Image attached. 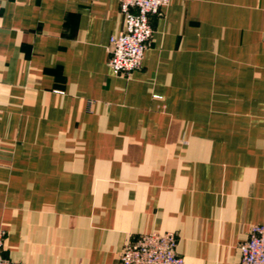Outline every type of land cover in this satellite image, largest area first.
I'll list each match as a JSON object with an SVG mask.
<instances>
[{"label":"crops","instance_id":"1","mask_svg":"<svg viewBox=\"0 0 264 264\" xmlns=\"http://www.w3.org/2000/svg\"><path fill=\"white\" fill-rule=\"evenodd\" d=\"M115 76L117 0H0L2 255L120 264L171 231L184 264H237L264 224V0H171Z\"/></svg>","mask_w":264,"mask_h":264},{"label":"built area","instance_id":"2","mask_svg":"<svg viewBox=\"0 0 264 264\" xmlns=\"http://www.w3.org/2000/svg\"><path fill=\"white\" fill-rule=\"evenodd\" d=\"M123 20L121 32L109 38L108 66L115 76H129L142 66L144 52L151 45L150 18L171 0H117ZM6 230L0 229V264H25L3 257ZM177 236L171 231H150L121 248L120 264H184L177 253ZM237 264H264V224L249 227L246 240L238 244Z\"/></svg>","mask_w":264,"mask_h":264}]
</instances>
